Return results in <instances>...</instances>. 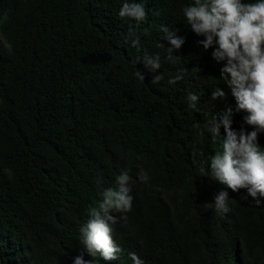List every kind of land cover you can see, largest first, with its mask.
I'll return each instance as SVG.
<instances>
[{
  "label": "trees",
  "instance_id": "1",
  "mask_svg": "<svg viewBox=\"0 0 264 264\" xmlns=\"http://www.w3.org/2000/svg\"><path fill=\"white\" fill-rule=\"evenodd\" d=\"M125 2L142 3L145 19L119 17ZM193 2L0 0V264H73L81 253L134 264L133 252L144 264H264V198L244 201L199 172L224 134L214 143L206 125L235 100L226 62L197 45L183 14ZM162 25L185 38L171 54ZM157 56L153 71L146 58ZM215 87L226 99H212ZM245 115L233 111L236 130H253ZM124 172L132 208L113 210L122 251L106 261L85 251L80 228ZM221 190L227 213L215 208Z\"/></svg>",
  "mask_w": 264,
  "mask_h": 264
},
{
  "label": "clouds",
  "instance_id": "2",
  "mask_svg": "<svg viewBox=\"0 0 264 264\" xmlns=\"http://www.w3.org/2000/svg\"><path fill=\"white\" fill-rule=\"evenodd\" d=\"M183 14L190 25L191 31L198 39L197 45L207 51L212 48V58L219 63H226L220 68V77L230 89L235 100V109L226 107L211 117L206 127L215 143L224 130L220 150L210 158V167L199 168L201 175L210 176L212 180L226 185L233 193H239L242 200L249 198L259 205L264 198V149L258 143V134L264 133V0L244 3L242 0H194L183 8ZM119 17H129L141 22L146 17L142 3H123ZM165 38L173 50H179L185 43V38L176 32L169 31L167 26H161ZM130 35L132 34L130 26ZM138 39L133 45L138 44ZM171 59V55L169 56ZM146 64L155 71L160 68L159 57L146 58ZM141 79H144L142 74ZM160 75L153 77L152 83L161 80ZM177 75L169 80L170 84L182 79ZM211 97L226 99V93L220 87H215ZM189 106L196 108L199 97L188 94ZM233 111H243L246 125L253 130L247 131L243 125L239 130L233 127ZM203 135V132L200 133ZM203 152L194 148L192 152L193 165H197ZM129 175L127 172L117 177L119 190L107 189L103 191V201L99 207L89 209V219L81 226L82 243L85 251L95 256L100 253L106 261L117 259L122 250L114 244L112 239L113 227L120 217L115 212H128L132 208L133 197L130 195ZM139 179L146 182L148 177L141 170ZM241 189L246 190L241 193ZM226 190L219 191L214 197L215 208L227 213ZM134 264H144L136 253H130ZM73 264H93L92 260H85L83 253L74 257Z\"/></svg>",
  "mask_w": 264,
  "mask_h": 264
}]
</instances>
